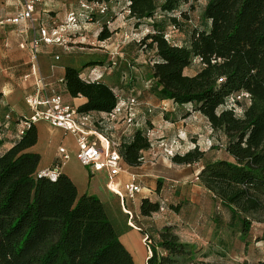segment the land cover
Masks as SVG:
<instances>
[{"label": "trees", "instance_id": "trees-1", "mask_svg": "<svg viewBox=\"0 0 264 264\" xmlns=\"http://www.w3.org/2000/svg\"><path fill=\"white\" fill-rule=\"evenodd\" d=\"M87 1L106 6L103 13L94 9L87 18L99 23L97 39L104 41L112 35L107 26L113 16L111 0ZM187 1L126 0L127 16L133 19L131 30H147L138 41L128 43L148 52L144 87L150 95L177 106L188 105L183 117L200 113L212 132L223 135L220 147L227 157L203 162L197 179L228 212L226 228L239 232L245 241L253 223L264 224V0H205L202 26L191 31L184 29L187 10H180ZM49 18L50 22L65 21ZM169 24L185 30L183 43L168 39L165 27ZM194 64L196 71L186 74ZM117 65L119 61L109 56L79 69L67 66L63 83L69 96L85 98L77 105L80 112L109 113L118 95L136 97L143 108L138 116L142 125L129 128L126 134L118 129L116 136L123 162L136 167L150 148L146 131L152 129L150 115L155 108L140 99L129 75L127 84L123 79L119 88L88 77L92 68L102 77L103 71ZM87 66L88 72L81 75ZM241 90L250 95L241 115L219 110ZM157 108L166 110L164 105ZM37 139L31 124L19 136L16 132L14 144L0 152V264H135L98 197L78 194L64 173L53 181L38 176L40 156L28 150ZM203 156L196 146L173 155L171 161L192 165ZM158 209L159 200L144 197L139 202L141 216H151ZM141 231L149 252L146 264H215L203 260L207 253L202 255L196 244L182 241L173 225ZM251 264H264V256Z\"/></svg>", "mask_w": 264, "mask_h": 264}, {"label": "crops", "instance_id": "crops-1", "mask_svg": "<svg viewBox=\"0 0 264 264\" xmlns=\"http://www.w3.org/2000/svg\"><path fill=\"white\" fill-rule=\"evenodd\" d=\"M125 2L126 0H111L108 3L111 8L110 12L113 13L108 28L114 31L109 38H113L114 34H116V29L118 31L132 29L133 19L127 16L128 9L125 8ZM123 3L124 5L121 7L120 4ZM76 6L77 0H42L35 7L33 24L36 28L39 24L49 26V17L61 22L65 19L66 14L75 9ZM15 11L16 7L14 4L7 0H0V152L14 144L16 132L21 127L18 117L25 118L32 113L25 99L27 96L37 92L35 85L36 75L43 77L48 86L56 87L61 93L64 102L77 106L82 104L85 98L82 96H69L64 83L59 82L60 79H63L65 67L71 66L79 69L89 62H99L108 58L106 50L97 48L85 49L79 45L83 44V41H93V43L97 41L100 45L97 44L98 46L96 47L100 48L107 42V39L106 41L97 39V32L100 29L99 23L91 22L88 24L89 29L86 27L73 38L72 41L77 45L70 46L69 49L56 44L41 43L35 61V74L32 73L29 52V43L33 36L32 28L27 22L18 24L1 23L4 18L13 16ZM93 31H96V33ZM22 42L25 43L24 48L20 47ZM122 45L130 46L134 55H137L140 59L144 58V61L133 62V65L129 66L126 71L124 62L119 60V65L102 72L101 81L111 87L119 88L123 80L121 77L122 73L125 74V78L129 75L133 81L135 80L133 83L134 90L136 92L140 90L138 93L141 94L140 98L144 104L155 108L150 117L151 128L155 131L156 137H162L163 141L170 142L177 139L179 133L182 139L185 137L184 143L182 142L183 148H188L190 144L193 146L197 140L200 143L201 138H195L196 140L191 142L186 140L190 132V120L195 118L203 120L206 131L209 133L206 118L197 112H190L186 117H183L182 113L189 107L188 105L177 106L170 100H158L150 95L144 87V80H141L144 76L143 70H145V74L147 72L148 52L139 49L133 42ZM88 66L80 71L81 75L88 72ZM25 75L28 76L24 77ZM124 82L126 83V79ZM45 91L47 92L48 90L46 89ZM160 105L166 106L164 112L157 108ZM34 126L37 129L38 139L36 144L28 150L39 154L38 169L42 170L60 163L61 158L57 149L64 147L68 152L69 158L61 165L60 172L70 178L76 186L78 194L95 195L104 203L107 215L118 232L119 240L132 255L135 264L133 252L143 245L141 242L143 236L141 230H152L164 224L173 225L182 241L196 244L201 254L207 253V257L203 258L204 261L217 262L221 257L227 255V249L231 243V232L226 228L225 222L217 224L214 217L208 215L196 214V216H190V198L186 192V185H184L190 179V175L180 172V168L190 167V165H177L172 163L171 160L161 158H158L159 160L156 163L150 162L155 152L160 150L157 142L143 152L144 161L139 166H127V171L119 173L112 179V183L118 186L117 189L123 198L113 192H110L111 194H107V196L104 193H100L103 196L100 197V195L94 193L95 191L97 192V187L93 181L98 177V174L100 177L105 174L91 172L77 161L75 157L77 145L74 136L58 127L51 126L43 120L37 121ZM197 164L194 163L192 165ZM201 166L200 164L199 169ZM131 174L136 176V183L140 186V191L129 198L126 194V184ZM91 182L93 183L91 184ZM158 182L161 184L159 189L157 187ZM91 188L95 191H91ZM175 191L179 193L176 197H172ZM208 195L209 198L212 197L210 193ZM144 197H149L154 201L165 199L166 201H171L170 203H173L174 207H169L168 205L166 210L157 211L151 216L144 217L138 212L139 202ZM125 211H129L130 214ZM208 218L212 219L210 224L207 222L205 229L200 228L201 230L196 229V231L194 229V238L202 242L190 240V226L192 227L200 221L205 222ZM201 225L204 227L203 224ZM238 235L241 239L239 232ZM203 245H207L205 246L207 251ZM143 247L146 252L144 254V264H146L149 252H147L145 244ZM133 248L134 250L132 251L131 249ZM209 251L215 252V256L211 259Z\"/></svg>", "mask_w": 264, "mask_h": 264}, {"label": "built area", "instance_id": "built-area-1", "mask_svg": "<svg viewBox=\"0 0 264 264\" xmlns=\"http://www.w3.org/2000/svg\"><path fill=\"white\" fill-rule=\"evenodd\" d=\"M7 1L15 5L16 11L13 16L4 18L1 23L18 24L20 22H27L33 30V36L29 43V52L30 67L34 74L36 56L41 43L56 44L69 49L71 40L74 38L73 36L82 32L86 28V23L90 22L87 19L90 11L98 9L100 13H103L106 9L103 3H89L87 0H77L76 8L66 14L64 22L56 23L52 21L49 26L39 24L36 28L33 24V13L36 5L42 0ZM107 26H110V22L107 23ZM146 31L145 29L138 32L131 30L128 33H123L121 36L122 41H138ZM20 47L24 48L25 43L22 42ZM111 59L113 58L111 57ZM27 76L25 75L24 77ZM88 77L91 80H98L101 78V74L96 68H92L89 71ZM123 79L125 80V75ZM59 82H63V79H60ZM35 85L37 92L27 96L25 99L32 113L28 117L19 118L21 127L17 130V136L22 134L25 128L39 120H43L51 126L58 127L64 132L73 135L77 145L75 153L77 161L91 172H104L108 177L107 188L119 195L120 198H123L117 189L118 186L112 183L114 177L121 172L127 171V166L123 162L118 150L119 138L116 136L119 132L126 134L129 128L140 127L142 125V122L138 119V116L141 114L140 102L133 95L124 97L118 95L116 103L109 113L80 112L77 110V106L64 102L58 89L54 86H48L43 77L36 75ZM46 89L48 90L47 92L45 91ZM249 99V93L241 90L230 95L224 104L219 107V110L228 109L232 110L236 115H241ZM207 128L209 134L212 133L209 123ZM118 129H120L119 132ZM146 134L150 141V147L155 142L160 147V150L153 155L151 163L158 158L171 160L173 155L183 154L190 150V145L188 148H183L182 143L178 139L171 140L170 142L163 141L162 137L158 138L155 136L153 129H148ZM211 140L210 138L201 139L200 143L197 140L192 148L197 146L200 150H207L213 145ZM57 151L61 162L49 168L39 170L38 176L47 177L52 181L56 179L60 173L61 165L69 158L68 152L64 147H59ZM141 159L143 162L144 157ZM110 185L115 186L116 190L110 187ZM139 191L140 186L136 183V176L131 174L126 184V194L131 198ZM166 208L167 201L159 199L158 211H164ZM125 212L129 213V211ZM144 240L145 238H143V242Z\"/></svg>", "mask_w": 264, "mask_h": 264}, {"label": "rangeland", "instance_id": "rangeland-1", "mask_svg": "<svg viewBox=\"0 0 264 264\" xmlns=\"http://www.w3.org/2000/svg\"><path fill=\"white\" fill-rule=\"evenodd\" d=\"M119 1H123V0H119ZM204 4H205V0H188L187 2H185L181 5L180 10H182V11L187 10V15L189 17L188 21H184L185 22L184 23V25H185L184 29L191 31V29H193V28H196V27L200 28L202 26V9H203ZM122 5H124V3L120 4L121 7H122ZM118 9L120 10V8H118ZM121 11H123V9H121ZM89 23H91V22H89ZM89 23H86V25H85V27H87V29L90 28L88 25ZM165 29H166V32L168 35V39L170 41L178 42L179 44H181L186 40L185 30H183L181 28H174L170 24L167 25L165 27ZM115 31H116V34H114L113 38L107 39V42L104 45H102V47H100V48L96 47V46L100 45V43L97 41H94V43H93V41H89V42L83 41V44H79V45L83 46L85 49L97 48V49L106 50L108 57L110 56V58L112 57L114 59H117L118 61L122 60L124 62V69L127 71V68H129V66L133 65V62L136 63L140 60L144 61V58L140 59V57H138L137 55H134L133 49L130 46L122 45L124 43L125 44L128 43V42L122 41V37H121L122 34L126 33V32L128 33L131 30L126 29L123 31H118L116 29ZM93 32L96 33V31H93ZM112 32L114 33V31H112ZM97 34H98V32H97ZM77 35L78 34H76L73 37H76ZM72 40L70 43L71 47L74 45H77ZM197 68H198V66L196 64H194L192 67H190L186 70V73L191 75L196 71ZM144 72H145V70H143L144 76L142 77L141 80H145L147 78V76ZM131 80H132V78H131ZM132 82L134 83L135 80L134 81L132 80ZM139 91L140 90H138L137 92H139ZM139 95H141V94L139 93ZM177 137H178L177 139L181 143L182 142L184 143L185 137H184V139H182V136L179 133H178ZM195 138H197V139L201 138L202 140L210 138V139H212L211 141H212L213 145H212V147H210L207 150H201L204 153L203 160L201 162H199L197 165H190V167H183V169L180 168L181 169L180 172H182V174L190 175V179H188L186 181V183H184V185H186V192L188 193V197L190 198V216H196V214L203 215V216L208 215V216H213L215 220L218 219L219 222H221V223L227 222L229 217H228V212L226 211V209L223 208L221 205H219L213 199V197L209 198L208 193L205 191V189H203V187L199 184L198 179L196 178L200 164H203V162H205V161L217 160L220 158L227 157L226 154L224 153L223 149L220 147V143L223 142L224 137H223V135H221L220 133H217V132H212L210 134L207 133L206 128H205V123L203 122V120L195 118V119L190 120V132L188 133L186 140L191 142V141H195L196 140ZM191 147H192V145L190 144V149H191ZM158 160L159 159H156L155 161H153V163H156ZM150 162H151V160H150ZM97 173H100L103 175L105 174L104 172H97ZM97 173H94V174H97ZM97 176L98 177L93 181L94 183H96L97 192L93 188H91V191H95L94 193H96V195H100V197H103V196H101L102 194H100V193H104V195H106V196H107V194H111L110 193L111 191L107 188V185H106V183L108 181L107 180L108 177L106 176V174L103 177H100L99 174ZM93 182H91V184ZM178 193H179L178 191H175L173 193L172 197H176ZM170 202L171 201H167V204L171 205ZM211 219L212 218H208V220H205V222L200 221V222H198V224H195L192 227L190 226V240H196V241H199L201 243L202 241L194 238V236H193L194 229H195V231H196V229H200V228L205 229L207 222L210 224ZM201 224H203L204 227H202ZM234 228L237 229V224H235ZM234 232H236V233H231V243H230V247L227 249V255L221 257L217 262L212 261V263H215V264H239L240 262L246 261V262L251 264V263H255L258 259L263 258V256H264V240L261 238H262V236H264V224L257 225L256 223H253L251 230H250L247 238L245 239V241L241 240L238 237L239 235H238L237 231H234ZM204 241H206V240H204ZM141 242L144 245L143 237L141 239ZM245 242H247L246 247L244 245ZM139 243H140V241H139ZM143 245H141L139 249L138 248L135 250H134V248L131 249L132 251L134 250L133 255H134V259H135L136 264H144V254L146 252L144 250ZM203 246L207 251V248L205 247L207 245H203ZM210 256H211L210 259L213 258L215 256V252H210Z\"/></svg>", "mask_w": 264, "mask_h": 264}, {"label": "bare ground", "instance_id": "bare-ground-1", "mask_svg": "<svg viewBox=\"0 0 264 264\" xmlns=\"http://www.w3.org/2000/svg\"><path fill=\"white\" fill-rule=\"evenodd\" d=\"M110 187H112L114 190H116V188H114V186H113V185H110Z\"/></svg>", "mask_w": 264, "mask_h": 264}]
</instances>
